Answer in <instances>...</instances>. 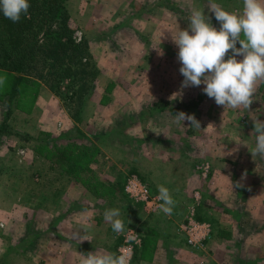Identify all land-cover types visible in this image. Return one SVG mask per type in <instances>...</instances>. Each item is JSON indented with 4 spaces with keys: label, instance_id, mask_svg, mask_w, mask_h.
Masks as SVG:
<instances>
[{
    "label": "rangeland",
    "instance_id": "374dc122",
    "mask_svg": "<svg viewBox=\"0 0 264 264\" xmlns=\"http://www.w3.org/2000/svg\"><path fill=\"white\" fill-rule=\"evenodd\" d=\"M213 5L243 11V0H69L74 37L91 52L93 86L80 105L63 98L72 95L68 79L54 92L27 78L15 93L14 73L0 69V264L120 254L130 230L141 239L130 264H264V158L250 152L253 119L264 121V82L249 109H224L205 85L181 87L172 42L193 10L219 30ZM40 90L43 99L34 96ZM178 112L200 128L175 123ZM133 174L154 193L169 189L171 215L122 195ZM194 205L211 224L206 250L192 249L179 231ZM112 208L125 224L119 235L104 219Z\"/></svg>",
    "mask_w": 264,
    "mask_h": 264
},
{
    "label": "clouds",
    "instance_id": "9594fccd",
    "mask_svg": "<svg viewBox=\"0 0 264 264\" xmlns=\"http://www.w3.org/2000/svg\"><path fill=\"white\" fill-rule=\"evenodd\" d=\"M29 8V0H0V11L13 23L19 22ZM210 11L220 24L219 30L206 19L204 10H193L189 28L172 35V42L178 48L179 72L184 77L181 87L203 84V92L218 106L249 109L258 82H264V0H243L242 13L229 12L220 5H213ZM238 56L243 58L238 60ZM6 79V75L0 76V86ZM185 120L192 127L200 128L194 115L178 112L174 117L177 124ZM253 123L256 143L250 152L253 157L264 158V121L253 119ZM235 186L242 187L240 182ZM158 191L157 199L162 201L160 210L171 215L176 201L167 187L160 185ZM104 219L116 234L124 231L120 209H106ZM79 264H130V255L80 253Z\"/></svg>",
    "mask_w": 264,
    "mask_h": 264
},
{
    "label": "trees",
    "instance_id": "16d2710c",
    "mask_svg": "<svg viewBox=\"0 0 264 264\" xmlns=\"http://www.w3.org/2000/svg\"><path fill=\"white\" fill-rule=\"evenodd\" d=\"M68 1L29 0L28 13L22 14L16 23L0 11V69L14 73V88L29 78L40 80L54 92H61L63 81L68 79L66 92L72 95L62 93L63 98L76 97L80 105L93 86L88 62L91 52L87 40L78 42L74 37ZM1 129L2 124L0 134ZM121 185L122 195L131 203L125 191L126 178ZM196 218L205 221L199 213ZM119 242L118 239L115 250Z\"/></svg>",
    "mask_w": 264,
    "mask_h": 264
},
{
    "label": "built area",
    "instance_id": "2783aa9c",
    "mask_svg": "<svg viewBox=\"0 0 264 264\" xmlns=\"http://www.w3.org/2000/svg\"><path fill=\"white\" fill-rule=\"evenodd\" d=\"M125 191L136 202L143 204V207L148 213L160 212L159 205L162 201L158 200L159 193L151 191L149 186L144 183L138 175L133 174L128 177L125 185ZM196 201L199 203V192L195 193ZM189 213L184 220L179 224V231L185 237L186 243L192 249L206 250L213 239L211 224L204 221H199L195 216V205L190 207ZM141 241L138 234L133 230H130L125 237L124 246L120 252L130 255V259L133 254L134 244H138Z\"/></svg>",
    "mask_w": 264,
    "mask_h": 264
},
{
    "label": "crops",
    "instance_id": "0c3cea01",
    "mask_svg": "<svg viewBox=\"0 0 264 264\" xmlns=\"http://www.w3.org/2000/svg\"><path fill=\"white\" fill-rule=\"evenodd\" d=\"M34 80H35V79H34ZM29 83H32V85H33L35 82L32 81V82H29ZM24 84H25V83H24ZM33 86H34V85H33ZM39 93H40V94H39ZM34 96H35V97H37V96H38V97H41L42 99L44 98V97L41 95V90H40V92L35 93ZM193 203H194V201H193ZM183 238H184V237H183Z\"/></svg>",
    "mask_w": 264,
    "mask_h": 264
}]
</instances>
